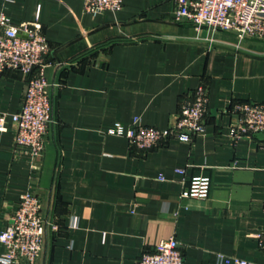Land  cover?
<instances>
[{
	"label": "crops",
	"instance_id": "1",
	"mask_svg": "<svg viewBox=\"0 0 264 264\" xmlns=\"http://www.w3.org/2000/svg\"><path fill=\"white\" fill-rule=\"evenodd\" d=\"M174 8L173 0H123L121 10L93 14L84 0H0V15L40 22L51 47L54 120L39 158L15 144L11 119L27 77L0 72V231L33 190L49 222L37 264H137L169 237L184 264H229L221 253L264 264V135H230L236 102H264V40L197 30ZM201 84L206 130L191 142L144 150L109 132L136 117L169 127ZM198 175L211 178L209 197L182 198Z\"/></svg>",
	"mask_w": 264,
	"mask_h": 264
},
{
	"label": "built area",
	"instance_id": "2",
	"mask_svg": "<svg viewBox=\"0 0 264 264\" xmlns=\"http://www.w3.org/2000/svg\"><path fill=\"white\" fill-rule=\"evenodd\" d=\"M176 20L187 19L197 30L232 31L239 39L264 40V0H173ZM87 12L101 14L107 10L123 8V0H84ZM50 43L40 22L15 25L4 14L0 15V72L18 70L26 77V86L20 109L11 115L15 124V144L30 148L34 159L43 155L46 137L54 120L51 86L46 75ZM208 89L199 85L181 105L175 119L167 128L144 125L136 117L126 128L116 122L110 133L126 136L140 149H150L169 139L191 142L195 135L206 130ZM232 113L238 120L230 130L233 140L264 135V102L240 101L234 104ZM0 130H7L6 116L0 117ZM264 145V142H263ZM175 171L184 175L186 168ZM162 179H165L163 176ZM211 178L193 176L181 192V197L206 199L210 195ZM49 222L42 215V202L33 191L21 195L19 204L0 231L1 264H37L44 247ZM56 229L57 225L50 224ZM259 247L264 253V231L258 234ZM219 261L229 264H259L235 255L219 254ZM137 264H184V255L175 237L161 239L153 249H145Z\"/></svg>",
	"mask_w": 264,
	"mask_h": 264
},
{
	"label": "water",
	"instance_id": "3",
	"mask_svg": "<svg viewBox=\"0 0 264 264\" xmlns=\"http://www.w3.org/2000/svg\"><path fill=\"white\" fill-rule=\"evenodd\" d=\"M47 70H48V69H46V75H47Z\"/></svg>",
	"mask_w": 264,
	"mask_h": 264
}]
</instances>
